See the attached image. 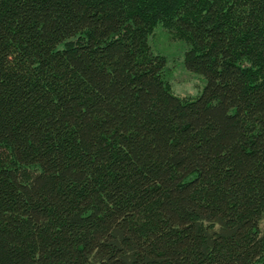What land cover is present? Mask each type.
<instances>
[{
	"label": "trees",
	"instance_id": "obj_1",
	"mask_svg": "<svg viewBox=\"0 0 264 264\" xmlns=\"http://www.w3.org/2000/svg\"><path fill=\"white\" fill-rule=\"evenodd\" d=\"M0 264H264V0H0Z\"/></svg>",
	"mask_w": 264,
	"mask_h": 264
},
{
	"label": "rangeland",
	"instance_id": "obj_2",
	"mask_svg": "<svg viewBox=\"0 0 264 264\" xmlns=\"http://www.w3.org/2000/svg\"><path fill=\"white\" fill-rule=\"evenodd\" d=\"M169 41H174L170 38ZM170 59L168 79L172 83L174 92L180 96L196 97L202 93L205 82L202 76L188 72L182 66L180 46L177 42H168L164 35H160L156 43ZM157 48V47H156Z\"/></svg>",
	"mask_w": 264,
	"mask_h": 264
}]
</instances>
